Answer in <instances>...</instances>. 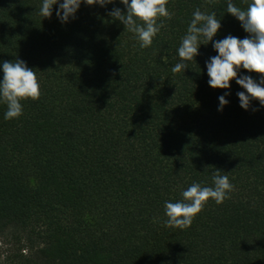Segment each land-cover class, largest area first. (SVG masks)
I'll return each instance as SVG.
<instances>
[{
	"label": "trees",
	"instance_id": "obj_1",
	"mask_svg": "<svg viewBox=\"0 0 264 264\" xmlns=\"http://www.w3.org/2000/svg\"><path fill=\"white\" fill-rule=\"evenodd\" d=\"M40 4L0 0V61H24L40 92L15 119L0 104V239L12 264H264V107L241 109L234 80L207 85L211 42L171 71L197 8L220 18L214 40L247 35L224 0H167L171 18L143 49L108 15L119 3H82L63 24ZM216 174L227 198L185 229L165 227L164 202Z\"/></svg>",
	"mask_w": 264,
	"mask_h": 264
},
{
	"label": "clouds",
	"instance_id": "obj_2",
	"mask_svg": "<svg viewBox=\"0 0 264 264\" xmlns=\"http://www.w3.org/2000/svg\"><path fill=\"white\" fill-rule=\"evenodd\" d=\"M225 12L234 17L240 24L244 38L226 35L223 39L214 40L221 27V20L215 12H202L199 8L192 12L185 34L180 38L176 48L179 62L171 67L173 73L188 68L187 61H194L201 45H208L215 55L209 56L204 62L206 83L212 89L227 90L229 82L234 80L243 91H238L239 107L248 110L251 101L259 102L264 107V0H246L247 7H237L233 0H224ZM85 6L119 3L123 11L113 7L108 15L118 21L128 32L133 33L141 49L149 47L153 38L163 27L159 18L170 19L171 14L166 8L167 0H41L38 14L41 18L52 15L56 5L55 16L63 24L74 18L81 4ZM258 73L254 79L251 75L241 73ZM238 73H240L238 75ZM225 91L217 97V111H221L228 103ZM40 95L39 84L32 68L20 59L0 61V104L5 107L3 118L10 120L22 114L21 101L36 100ZM232 185L226 175L216 174L212 177V186H201L191 183L182 190L181 200L165 201L163 204L165 227L187 228L192 218L201 210L209 199L220 204L227 198Z\"/></svg>",
	"mask_w": 264,
	"mask_h": 264
},
{
	"label": "rangeland",
	"instance_id": "obj_3",
	"mask_svg": "<svg viewBox=\"0 0 264 264\" xmlns=\"http://www.w3.org/2000/svg\"><path fill=\"white\" fill-rule=\"evenodd\" d=\"M12 246L8 241L0 239V264H12L10 257H12Z\"/></svg>",
	"mask_w": 264,
	"mask_h": 264
}]
</instances>
